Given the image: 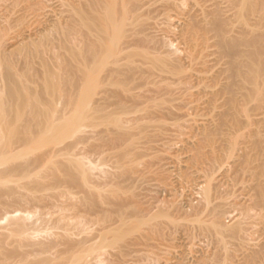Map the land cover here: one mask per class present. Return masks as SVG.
Returning a JSON list of instances; mask_svg holds the SVG:
<instances>
[{
  "label": "bare ground",
  "instance_id": "6f19581e",
  "mask_svg": "<svg viewBox=\"0 0 264 264\" xmlns=\"http://www.w3.org/2000/svg\"><path fill=\"white\" fill-rule=\"evenodd\" d=\"M257 102L264 0H0V264H130L134 247L154 263L177 240L164 225L181 221L222 263L264 264V135L226 170L245 181L241 199L229 184L231 204L213 180L226 155L187 166L205 185L179 203L142 188L157 165L131 167L170 125L187 129L194 161L230 151ZM199 255L175 264L211 263Z\"/></svg>",
  "mask_w": 264,
  "mask_h": 264
},
{
  "label": "rangeland",
  "instance_id": "374dc122",
  "mask_svg": "<svg viewBox=\"0 0 264 264\" xmlns=\"http://www.w3.org/2000/svg\"><path fill=\"white\" fill-rule=\"evenodd\" d=\"M54 4V5H53ZM56 7V8H55ZM59 7V6H58ZM57 6H56V3H51L50 4V7L48 6L46 9H44V10H42L43 12H40V14H41V17H46V16H49L50 14H51V12H52V14H54V12H56V11H59V8H58ZM48 10V11H47ZM48 12V13H47ZM50 12V13H49ZM49 14V15H48ZM177 19V18H176ZM176 19H174L173 20V23H175V21H177L176 23H178L179 21L178 20H176ZM161 22H163V21H161ZM175 23V24H176ZM164 24V23H163ZM160 27L161 28H163V27H165V25H160ZM159 27V28H160ZM69 30H71L72 31V29H69ZM69 30H65V34H68L70 31ZM177 92H178V90H177ZM176 91H175V93H177ZM180 100V99H179ZM180 102H182V104L184 103L183 102V100L181 101L180 100ZM180 102H178V100H176L173 104H175L176 105V103L179 105L180 104ZM254 104V103H253ZM253 106V107H252ZM251 106V108H250V112H249V118H250V121L247 123L246 121L244 122V120L246 119L245 117H243V115H242V117L244 118V120H243V118H241L240 117V120L242 121H240V123H239V126L240 127H242L239 131H237L234 135H233V142H235V144H234V147H233V149H231L230 151L232 152V155L230 154V153H228V155H227V152H230L229 151V149L228 150H226L225 149V151H224V149H217V151L215 150V149H204V151H203V154L202 155H204V157H202V158H200V162H199V160H195L194 161V158L192 157V155H193V153L194 152H191V150L192 149H185V148H187L188 146H189V142H191L192 140L190 139V137H189V134L187 133L188 131H187V129L185 130V128H184V132H182L183 131V128H181V130H178L177 131V129H178V127H176V126H167L165 129L166 130H164L165 132H162V134L161 135H159V136H157V137H155L154 138V142H153V144L152 145H154V147H153V149L152 150H150L149 151V154H150V156L149 157H146L145 159L144 158H142V159H140V161L139 160H137V161H139L138 163H137V161H136V163L134 162L133 164H132V168L134 169V171H141L142 169H145V168H147V167H151V165L153 166V169H157L158 170V168H159V170H158V172H160V170L162 171L163 170V172H161V174L162 173H164V174H162L163 176H161V177H158V176H153V175H151L147 180H145L144 182H143V184H141V186H142V188H145V189H154L155 191H157L158 192V194H160L162 197H165V198H167V199H170V198H173V199H175L176 201H178V203L179 202H181V201H183V202H185L184 200H197V199H199L200 198V195H199V193H198V191L201 189V187H203L205 184V179L203 178V176H202V173H199V175L198 174H192V177H187V174H185V170H186V168H188V167H192V166H195V164H197L198 165V163H199V165L201 166V167H203V170L204 169H206V168H208V166L210 165V158L212 159L213 158V155H214V157H216V156H218L217 158H220V157H223L222 155H226V156H224L222 159L224 160V163H223V167L222 168H226V169H221V170H217L216 172H215V174H214V176H213V180H214V183L216 184V183H220L222 186H224V184H223V182H225V184H227V186L225 185V187L228 189V188H231L230 187V185L232 186V188H233V190H235L236 191V193L237 194H239V196H240V198L239 199H241V197L243 198V196L244 195H242V194H244L245 192H243V185L245 186V184L244 183H242V188H241V186H237V185H240V181L241 182H245L243 179H242V175L243 174H241V172L239 171V167L237 168L238 169V171L239 172H236V173H228V171H226L227 169H228V166H231V168L232 167H234L233 166V163H234V165L238 162H243V157H242V160L240 159L241 158V156L239 157V155H242L244 152H246L247 150H249V149H253V146H252V143H253V141L256 139V135H264V114H262L263 112H264V102L263 103H260V102H257V103H255L254 105H252ZM173 110L174 111H176L175 110V108H173ZM185 110H187V109H185ZM185 110H183V112L185 111ZM189 112L191 113V110H189ZM262 114V115H261ZM262 119H263V121H262ZM184 121V120H183ZM242 123H244L243 125H242ZM245 123H247L246 125H245ZM238 126V127H239ZM176 127V128H175ZM237 127V128H238ZM174 128L176 129V130H174ZM239 129V128H238ZM178 132H180L181 134L180 135H177V134H179ZM183 133V134H182ZM188 135H187V134ZM177 135V136H176ZM182 135H184L183 137H182ZM185 137H187V140H186V138ZM188 137H189V139H188ZM175 138V139H174ZM181 138V139H180ZM173 139V140H172ZM172 140V141H171ZM187 141V142H186ZM168 144V145H166V144ZM187 143H188V145H187ZM166 148H169V149H166ZM246 149V150H245ZM186 150V151H185ZM243 150V151H242ZM155 151V152H154ZM221 151H222V153H221ZM150 152H153V153H150ZM157 152V153H156ZM214 152V153H213ZM223 152H225V154L223 153ZM210 153V154H209ZM212 153V154H211ZM216 153V154H215ZM221 154V156H220V154ZM240 153V154H239ZM152 154V155H151ZM155 154H159V155H155ZM209 154V156H207ZM210 155H212V156H210ZM238 155V156H237ZM154 156V157H153ZM156 156V157H155ZM159 156V157H158ZM207 156V157H206ZM231 156V157H230ZM235 156V157H234ZM158 157V158H157ZM154 158V159H153ZM192 158V159H191ZM204 158V159H203ZM229 158V159H228ZM237 158V159H236ZM145 160V162H144V160ZM188 159V160H187ZM190 159V160H189ZM209 159V160H208ZM239 159V160H238ZM155 160V161H154ZM202 160V161H201ZM203 160H204V162H203ZM206 160H208L207 162H206ZM238 160V161H237ZM142 161V162H141ZM188 161H190V162H188ZM193 161H194V163H193ZM206 162V163H205ZM190 163V164H189ZM137 164V165H136ZM146 164V165H145ZM193 164V165H192ZM202 164V165H201ZM208 164V165H207ZM133 165H135V166H133ZM139 165H140V167H139ZM156 165H157V167L158 168H156ZM198 165V166H199ZM207 165V166H206ZM136 166H137V169H136ZM141 166H143V167H141ZM145 166V167H144ZM161 166H162V168H161ZM188 166V167H187ZM240 167H242V166H240ZM167 170H166V169ZM133 169H131V171H133ZM229 169H230V167H229ZM191 171H189V172H193V171H195V169H190ZM219 171V172H218ZM226 171V172H225ZM222 172V173H221ZM226 173H227V176H226V178H225V175H226ZM166 174H168V176H166ZM223 174V175H222ZM231 175V177H229V175ZM232 174H234L233 176H232ZM238 174H239V176H238ZM197 176V178H196V176ZM235 175H237L238 176V178L240 179H238V181H239V183L237 182V177L235 176ZM241 175V176H240ZM221 176V177H220ZM164 177L166 178V179H164ZM157 178V179H156ZM188 178V179H187ZM190 178V179H189ZM228 178H232V179H235V180H233V182L232 183H230L231 181L228 179ZM198 179V180H197ZM218 179V180H217ZM226 181H225V180ZM152 180H154V181H152ZM158 182H156V181ZM192 180V181H191ZM159 181H161V183L159 182ZM190 181V182H189ZM203 181V182H202ZM230 181V182H229ZM157 183V184H154V183ZM168 182V183H167ZM146 183V184H145ZM169 184V185H168ZM199 184V185H198ZM204 184V185H203ZM230 184V185H229ZM157 185H159V186H157ZM162 185H163V189H162ZM234 185V186H233ZM141 186L138 188H134V189H132V191L130 190V191H128L126 194H123V195H128V194H135L136 192V194H138L139 192H141V191H143L144 192V190L145 189H142L141 188ZM147 188H146V187ZM149 186V187H148ZM155 186H156V188H155ZM236 186V187H235ZM151 187V188H150ZM160 187H161V189H160ZM165 187H168V188H165ZM200 187V188H199ZM198 188V189H197ZM232 188L229 190V194H230V197H229V199L231 198V199H233V200H228V197H227V199H226V201L225 202H228V204H229V202H230V204H231V202L233 201H235V197H236V199L237 200H239L238 199V196L235 194V191L234 192H232ZM237 188V189H236ZM140 189V190H139ZM158 189V190H157ZM240 189V191L241 192H243V193H241V192H238V190ZM242 189V190H241ZM136 190V191H135ZM231 191V192H230ZM132 192H134V193H132ZM163 192V193H162ZM169 192H171V193H169ZM197 192V193H196ZM200 192V191H199ZM167 195H166V194ZM172 193H173V195H172ZM196 193V194H195ZM231 193H233V195L231 194ZM163 194V195H162ZM170 194H171V196H170ZM178 194H179V196H180V199H179V197H178ZM193 194H194V196L195 197H193ZM175 195V196H174ZM199 197H198V196ZM233 196V198H232V196ZM236 195V196H235ZM190 196V197H189ZM186 199H185V198ZM225 197V198H226ZM193 198V199H192ZM220 201V200H219ZM218 200L217 201H215V202H219ZM232 202V203H233ZM234 214V216L236 215V214H238V211L236 212V211H234L233 212ZM236 213V214H235ZM228 220V219H227ZM226 220V221H227ZM230 220V219H229ZM182 222V223H181ZM180 223H181V227L180 226H178V228L177 229H175L174 227H168V226H165L164 225V227H163V232L165 233H167V232H169V229L168 228H170L172 231L171 232H174V233H176V231H177V235H176V237H177V240H176V242H173V248L171 249V247H172V244L170 245V244H168L169 246H170V248L168 247V245H167V243H166V245H160V247L159 248H154V249H156L157 251L155 252V250L153 249V251H154V253L156 254V253H158L157 254V256L159 255V259H161V260H159V259H157L158 257L155 255H153L152 257L154 258V257H156V259L159 261H157L156 259H154L155 261H154V263H153V260H150V258L149 257H151L150 256V254L152 255V253H151V250L150 251H148L147 250V248H146V250H147V252H145L144 253V251H146L145 250V247H140V248H138V249H141V253H140V250H138L137 251V248L136 247H134V249H133V251L135 252V254H134V256L136 257H134L133 255V258H131V259H133L134 261H130V264H132V263H136V264H146V263H148V264H175V261H177L176 259L177 258H180V257H184V258H187L188 260H191V261H193V260H195L196 258H198V257H200V255L199 254H201V256L203 255V254H207V255H212L213 254V256H211L210 257V259H209V261H211V263L213 264H218L219 262V264H221L222 263V261L223 260H221L220 259V255H219V258H218V251L217 252H215V251H213L214 250V248H215V246H216V244L215 243H213V241H210L208 238H204V236H200L201 238H199V236H197L196 238L194 237L192 240H190V238L189 239H187V237L186 236H182L181 234H185L184 232H182V231H185V230H187V229H189L190 228V226L189 225H191L190 223L189 224H187V223H185L184 222V224H183V221H181ZM227 222H229V221H227ZM184 226H183V225ZM180 225V224H179ZM187 225V226H186ZM167 227V230L166 229H164V228H166ZM187 227V229H185ZM191 227H192V225H191ZM174 228V229H173ZM182 229V230H180V229ZM175 230V231H174ZM179 230V231H178ZM179 236V237H178ZM183 237V238H182ZM255 237H257V236H255ZM188 240V241H187ZM182 241V242H181ZM192 241V242H191ZM203 241V242H202ZM209 241H210V243H209ZM188 242V243H187ZM204 242H206V243H204ZM208 242V243H207ZM203 243V244H202ZM181 244V245H180ZM207 244V245H206ZM179 245V246H178ZM201 245V246H200ZM205 245V246H204ZM211 245V246H210ZM213 245V246H212ZM164 246V247H163ZM174 246H176V249H175V247ZM166 247H167V249H166ZM206 247H207V250H206ZM209 247V248H208ZM228 247H230V245H228ZM161 248V249H160ZM174 249V250H173ZM203 249V250H202ZM160 250H162L161 252H163V254L160 252ZM184 250V251H183ZM216 250V249H215ZM166 251V253L164 254V252ZM169 251V252H168ZM173 251H174V253H173ZM180 251V252H179ZM201 251V252H200ZM205 251V252H204ZM207 251V252H206ZM210 251H213L214 253H212V252H210ZM134 252H132V254L134 253ZM137 252V253H136ZM139 252V253H138ZM159 252L161 253V254H159ZM167 252H168V254H167ZM182 252V253H181ZM209 252V253H208ZM146 254V253H148L149 254V256L147 257V260L145 259V257H146V255H144V254ZM191 253V254H190ZM193 253V254H192ZM203 253V254H202ZM139 254V255H138ZM143 254V255H142ZM147 254V255H148ZM172 254V255H171ZM190 254V255H189ZM131 255V254H130ZM171 255V256H170ZM214 255H215V257L217 258V259H219V260H221V261H219V262H217V259H215V257H214ZM217 255V256H216ZM131 256V257H132ZM141 256V258H139ZM144 256V257H143ZM174 256V257H173ZM177 256V257H176ZM188 256V257H187ZM195 256V257H194ZM168 257V258H167ZM190 257H192V258H190ZM214 257V258H213ZM130 258V256L128 257V259ZM152 258V259H153ZM171 258V259H170ZM176 258V259H175ZM141 260V262H140V260ZM146 261H145V260ZM148 259L150 260V261H152V262H150V261H148ZM164 261H163V260ZM193 259V260H192ZM136 260V261H135ZM170 260V261H169ZM138 261V262H137ZM162 261V262H161ZM168 261H169V263H168ZM173 263H172V262ZM208 261V262H209ZM144 262V263H143ZM164 262V263H163ZM166 262V263H165ZM171 262V263H170ZM210 263V262H209ZM210 263V264H211ZM222 264H226V263H222Z\"/></svg>",
  "mask_w": 264,
  "mask_h": 264
}]
</instances>
